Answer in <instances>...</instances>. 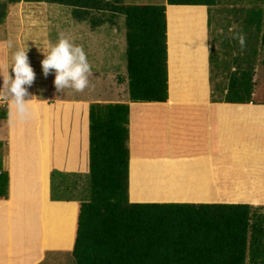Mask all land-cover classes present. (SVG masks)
<instances>
[{
	"label": "trees",
	"instance_id": "trees-1",
	"mask_svg": "<svg viewBox=\"0 0 264 264\" xmlns=\"http://www.w3.org/2000/svg\"><path fill=\"white\" fill-rule=\"evenodd\" d=\"M19 2L65 6L77 21L86 22L90 28L111 26L116 17H123L125 86L131 103L167 100L165 5H217L216 0H165L160 5H129L122 0H3L0 24L7 5ZM258 2L262 8L251 10L253 17L246 13L245 21V28L258 35L260 45L255 71H242L237 77L231 74L223 94V88L215 89L222 95L220 99L211 93L213 102L264 105V0ZM127 115L126 103L89 104L88 171L82 185L66 183L59 172L50 173V200L78 201L70 250L72 264H264V215L256 216L246 204L128 202ZM5 116V109L0 107V119ZM131 147L132 159H136V136ZM132 159L130 194L137 181L146 183L131 174L136 167ZM189 168L192 170L187 169L184 175L188 181L177 183L191 193L194 182L204 184L205 174L199 167ZM142 172L154 173L144 167ZM163 183L164 176L154 181L151 194L156 198H164L158 195L166 193ZM69 189L75 195H67ZM6 192L7 176L0 171V200L6 198ZM210 199L218 200L214 195ZM132 200L149 201L138 197Z\"/></svg>",
	"mask_w": 264,
	"mask_h": 264
},
{
	"label": "crops",
	"instance_id": "crops-1",
	"mask_svg": "<svg viewBox=\"0 0 264 264\" xmlns=\"http://www.w3.org/2000/svg\"><path fill=\"white\" fill-rule=\"evenodd\" d=\"M164 1L160 0L152 5L163 4ZM175 7L203 8L199 13L203 34L204 68L194 85H182L181 81H177V94L173 96L170 93L172 78L169 74L166 15L169 8ZM208 22L209 17L204 6L165 5L167 71L165 102H128L126 91L118 95L115 84L112 90L107 88L106 93L101 91L96 94L97 98L93 87L86 90L87 94L71 88L57 91L54 87L50 95L48 88H51L50 84L53 85L50 78L43 75L44 78L38 79L43 73L37 75L35 67L33 70L35 80L28 86L29 97L25 98L37 99L29 105L30 118L25 121L18 120L10 105V99L0 98V107L4 108L6 113L5 118L0 119V147L3 149L0 155V171L5 172L7 176L6 198L0 200V264H42L45 257L53 253L68 254L70 257L78 201H51L50 173L59 172L62 180L68 184L73 182L77 187L78 180L84 181L88 171V105L95 102L106 104L116 100L114 102L128 105L129 203L246 204L251 212L264 208V202L241 199L245 191L264 190V168L251 163L254 150H258V131L245 133L239 120L234 117L228 122L225 118L229 109L255 108L260 105L212 101L211 72L217 59L212 58L211 47L213 45L216 48L214 43H217V40L211 37L213 30ZM7 41L12 42L11 49L6 46ZM255 41L258 42V39ZM17 49H20L19 43L6 33V37L0 43V71L7 66L12 53ZM236 60L237 58H233L232 61ZM8 72L11 77V67ZM123 84L125 86V80ZM2 85L3 79L0 77V87ZM72 91L75 94H72ZM215 93L221 95L217 91ZM106 97L111 101H103ZM242 123L249 125L247 122ZM229 124L231 127L228 128ZM151 128L155 134L158 131L157 138H168L169 147L175 152L178 160L185 158L192 164L190 166L193 169L198 167L203 169L204 174L210 176V180L214 172L215 187L220 192L218 194L220 200L210 199L212 182L204 184L194 182L191 193H187L188 198L184 199L156 201L130 199L129 174L133 131L146 132ZM239 132H242V136L243 134L247 136L246 139L241 138V142L237 140ZM136 142L146 147L150 143L148 137L139 138ZM227 176L231 178H225ZM206 190H209L207 194ZM223 196L229 199L225 200Z\"/></svg>",
	"mask_w": 264,
	"mask_h": 264
},
{
	"label": "rangeland",
	"instance_id": "rangeland-1",
	"mask_svg": "<svg viewBox=\"0 0 264 264\" xmlns=\"http://www.w3.org/2000/svg\"><path fill=\"white\" fill-rule=\"evenodd\" d=\"M216 1V6L206 7L209 17L208 23L213 30L211 37L215 41L217 40V43H214L216 48L213 45L211 47L212 58L214 60L217 59L211 72V90L214 93L216 87L217 90L223 88V94L225 92L224 86H226L231 74L234 73L235 76H238L242 71L249 70L253 73L255 71L260 45L259 42L255 43L256 34H252L251 29L245 28V21L246 17H248L246 13L253 17L251 10L255 12L257 8H262V6L258 0ZM154 2H160V0H123V3L129 5H152ZM170 10H172L170 12H173V14L170 15L168 12V18L170 19L167 43L168 62L169 74L172 78L170 80V93L175 96L177 94V81H181L182 85H194L204 68L203 34L199 13V11H203V8L175 7L170 8ZM5 12L6 14L0 24V43L3 42L6 33H8L9 37H13L15 42L19 43L20 49L27 48L26 54L29 65L33 70L35 67L37 75L40 72L43 73L40 62L44 57L41 51L46 50L47 44L55 42L59 33L63 32L75 44L83 46L87 59L92 66L89 87L83 91V94H87L86 90L93 87L95 98H97L96 94L101 93V91L106 93L107 88L112 90L114 84L116 93L118 95L124 94L126 86L123 84L125 80L123 17H116L113 26L103 24L101 26L98 25L99 27L90 28L86 22L77 21L71 15L69 8L56 4L19 2L7 5ZM109 12L105 15H108ZM254 17L256 16L254 15ZM237 34H243L245 37L243 47L239 44L238 39L234 38ZM233 58H237V60L233 62ZM48 77L53 84H50L51 88H48V94L51 95L55 87L53 83L55 74L50 72ZM40 78H44L43 74L38 76V79ZM36 84L39 85V83ZM25 87L28 90V86ZM72 94H75V92L72 91ZM214 95L216 98L222 97V95L219 96L217 93ZM103 101H111V99L106 97V100ZM114 101L116 100H113V103H116ZM234 117L240 121L239 123L243 126L245 133L258 131V150H254L251 163L264 168V106L229 109L225 115L226 121L230 122L229 119ZM242 122H247L249 125ZM229 127H231L230 124L228 125ZM142 132L134 130L132 139L135 136L136 141L139 138L148 137L150 143L148 147L137 143V158L132 159L131 162L136 167L131 174L137 175L138 180L140 176L141 179H145L146 183L137 181L130 198L138 197L139 200L188 198V187L180 186L177 180L179 183L188 181L184 175L190 170L189 165L192 164H189L185 158L178 160L175 152H172L171 147H169L168 138L156 137L158 131L155 134L153 128H151L146 132ZM241 138L246 139L247 136L245 134L242 136V132H239L237 140L241 142ZM2 152L3 149L0 147V155ZM132 153L131 151V155ZM143 167L146 170H152L154 173L145 174L142 172ZM166 167L167 170L165 169ZM161 176L165 177V183H163L162 188L166 193L164 195L158 194L164 198L159 196L156 198V195L151 194V189L155 190L154 181L160 179ZM214 178V172H212L211 180L208 174L202 177L206 183L212 182V189L210 192L206 190V194L209 192L210 197L214 195L220 200L221 198L218 197L220 192L215 187L216 181ZM225 178L231 177L227 176ZM82 183L83 180L82 182L78 180V186H81ZM67 193V195H75V191L72 189H69ZM243 194L244 196L241 198L243 200L264 202V190L245 191ZM222 198L225 200L229 199L224 198V196ZM255 214L256 216L264 215V208L256 211ZM42 264H72V261L68 254L53 253L47 255Z\"/></svg>",
	"mask_w": 264,
	"mask_h": 264
},
{
	"label": "clouds",
	"instance_id": "clouds-1",
	"mask_svg": "<svg viewBox=\"0 0 264 264\" xmlns=\"http://www.w3.org/2000/svg\"><path fill=\"white\" fill-rule=\"evenodd\" d=\"M241 47L245 44L243 34L236 37ZM8 48H12L11 41L6 42ZM26 49H17L12 53L7 66L0 71L3 85L0 87V98H9L10 105L15 116L20 121H25L31 116L29 105L37 100L29 97L25 86H31L35 80V73L28 62ZM43 59L41 67L43 75L47 77L50 72L55 74L54 86L57 91L71 88L76 92H82L89 87V77L92 75V66L87 59L82 45L75 44L65 33L61 32L55 42H49L47 48L41 51ZM11 67L12 76H9Z\"/></svg>",
	"mask_w": 264,
	"mask_h": 264
}]
</instances>
